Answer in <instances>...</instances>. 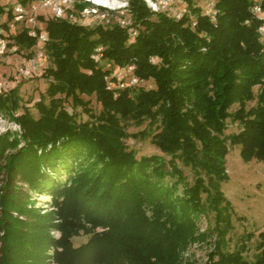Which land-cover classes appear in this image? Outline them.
Listing matches in <instances>:
<instances>
[{
	"label": "trees",
	"instance_id": "obj_1",
	"mask_svg": "<svg viewBox=\"0 0 264 264\" xmlns=\"http://www.w3.org/2000/svg\"><path fill=\"white\" fill-rule=\"evenodd\" d=\"M1 1L0 27L9 47L31 57L37 40L24 27L8 29L12 14ZM77 1V9L86 5ZM183 1L186 13L175 20L128 0L133 38L115 24L44 20L51 66L42 75L45 95L34 104L38 118L26 108L16 115V88L0 94V112L21 129L20 135H0V264H195L184 257L195 244L209 248L204 264H264V232L251 261L245 254L252 233L228 250L232 210L221 190L228 181V145L240 147L244 163L264 164V45L257 35L264 19L251 12L257 5L264 14V0H215L214 23L203 5ZM98 49L109 69L91 58ZM126 66L154 88L107 89L105 77ZM254 87L256 103L246 111ZM82 96H93L100 112L92 113ZM68 99L90 120L77 122L63 106ZM230 117L241 130L225 136ZM128 121L155 126L151 143L170 157L167 168L156 156L137 160L127 150ZM176 161L190 169L191 183ZM32 193L49 194L50 210L37 209ZM207 215H213V228L201 231L198 222ZM80 234L87 240L74 247Z\"/></svg>",
	"mask_w": 264,
	"mask_h": 264
},
{
	"label": "rangeland",
	"instance_id": "obj_2",
	"mask_svg": "<svg viewBox=\"0 0 264 264\" xmlns=\"http://www.w3.org/2000/svg\"><path fill=\"white\" fill-rule=\"evenodd\" d=\"M4 1L5 3H9L8 5L11 7L10 5L13 2L12 0ZM4 1H1V3ZM114 1L121 5V3L128 0ZM209 1L215 2V0H195L197 5H204ZM40 14L43 21L39 20L38 17L36 28L44 31V20L49 18V14L48 11L44 10L41 11ZM25 25V23L18 24L13 30L10 31L13 32L15 30V32H19L23 27H25ZM7 42L11 43L9 39ZM9 45L10 44H8L4 54L0 55V80L4 81H10V77L12 76L16 67L28 58L27 51L17 50V47H9ZM34 50L35 46L31 49L32 55ZM49 66H51V64L45 57L44 69L39 73V75H36L28 80L20 81L17 84H9L7 91L16 88L18 97L20 99L21 108L16 113V115L22 113V108H26L34 119L38 118L39 114L37 109L34 107V104L39 101L41 96L45 95L44 93L48 85V80L42 75L45 69ZM139 87L144 89H153L154 83L152 81L143 82ZM7 91L3 93H7ZM257 93L258 87H254V99L253 101H250L246 104V111H249L255 106ZM81 99L89 103L88 108L92 113L98 114L100 112L101 107L93 96H82ZM45 103H47V99ZM63 106L69 114H74L75 120L77 122H86L90 120L89 115L83 111L82 106H77L76 108L72 107L70 99L66 100L63 103ZM237 110L238 105L235 104L230 108L229 113L233 115ZM124 125L125 131L128 135V137L124 140V144L127 150L132 151L135 154L137 160L142 157L156 156L166 164V168L168 167L167 163L170 160V157L161 153L159 149L151 143V135L155 132V126L150 128L148 121L143 122L139 126L132 121L125 122ZM240 130L241 125L239 122L232 120L231 117L226 120V130L224 133L225 136L237 134ZM6 132H10L13 135H20L21 129L19 125L9 119L4 112H0V135ZM141 133H145L146 136L142 137ZM136 134H139V136L135 137L134 135ZM239 152V146L228 145V154L225 157V169L228 176V181L222 184L221 190L227 201L230 203L232 210L230 218L233 229L227 236L228 250L233 251L236 246L239 245L243 235L252 233L254 234V238L248 244L249 250L245 254V257L251 261L252 256L256 253L255 246L257 244V235L260 232H264V164L256 160L244 163L240 158ZM176 164L186 177V182L191 183L192 172L190 169L185 168L179 161H176ZM62 181L64 182L65 179L62 178ZM164 182L170 184L172 180H170L169 177H166ZM180 192L181 189H179L178 193ZM31 199L35 201V207L37 209L41 211L50 210L51 197L49 194L32 193ZM213 225V215L201 216L198 222V226L201 231L211 229L213 228ZM51 234L54 238L59 237V233L57 231H53ZM86 240L87 236L80 234L79 236L72 239V244L74 247H78L79 245L85 243ZM208 250L209 248L206 245L195 244L187 250L184 257L193 261L195 264H204ZM49 254H51V251H49Z\"/></svg>",
	"mask_w": 264,
	"mask_h": 264
},
{
	"label": "built area",
	"instance_id": "obj_3",
	"mask_svg": "<svg viewBox=\"0 0 264 264\" xmlns=\"http://www.w3.org/2000/svg\"><path fill=\"white\" fill-rule=\"evenodd\" d=\"M146 7L153 13H165L167 16L179 20L186 13L187 6L183 0H141ZM86 5L77 9L79 4L77 0H31L26 4H16L11 7H6L5 12L11 11L12 20L7 23L8 29L13 30L18 24L25 23L28 29V36L37 40L33 55L23 62H21L10 77V81L0 80V94L8 90L9 84H17L20 81L28 80L44 69L45 52L43 49L44 43L47 41L46 32L36 28V22L40 17L41 11H48L49 17L59 20H66L70 24L81 26H107L115 24L120 28L127 29L131 38L136 35L135 30L131 26V19L127 15L128 3L127 1L118 4L114 0H82ZM116 3V4H115ZM214 2L209 1L203 5L202 13L215 22L216 12L214 9ZM153 5L155 7H153ZM254 17L264 19V14L261 12L259 6L254 5L251 8ZM125 13V14H124ZM5 20V19H4ZM3 19L0 16V24ZM195 25V22L192 23ZM37 30L39 32H37ZM5 30L0 27V55L4 54L8 42L4 37ZM257 35L264 45V22L258 26ZM100 49L91 58L94 62L103 65L106 69L110 67L103 64L101 60ZM150 62H156L155 59H150ZM107 89L111 90L116 87L118 89H125L128 87H136L141 83L134 75V66L117 67L110 71L105 77ZM19 130V129H18Z\"/></svg>",
	"mask_w": 264,
	"mask_h": 264
},
{
	"label": "bare ground",
	"instance_id": "obj_4",
	"mask_svg": "<svg viewBox=\"0 0 264 264\" xmlns=\"http://www.w3.org/2000/svg\"><path fill=\"white\" fill-rule=\"evenodd\" d=\"M95 1H102V0H95Z\"/></svg>",
	"mask_w": 264,
	"mask_h": 264
},
{
	"label": "clouds",
	"instance_id": "obj_5",
	"mask_svg": "<svg viewBox=\"0 0 264 264\" xmlns=\"http://www.w3.org/2000/svg\"><path fill=\"white\" fill-rule=\"evenodd\" d=\"M153 7H155V6L153 5Z\"/></svg>",
	"mask_w": 264,
	"mask_h": 264
}]
</instances>
